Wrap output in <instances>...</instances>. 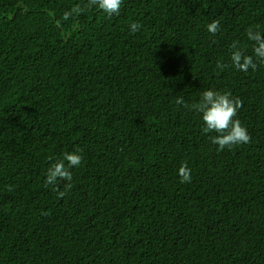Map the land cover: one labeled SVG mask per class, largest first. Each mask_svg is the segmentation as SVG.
I'll use <instances>...</instances> for the list:
<instances>
[{
	"label": "trees",
	"instance_id": "16d2710c",
	"mask_svg": "<svg viewBox=\"0 0 264 264\" xmlns=\"http://www.w3.org/2000/svg\"><path fill=\"white\" fill-rule=\"evenodd\" d=\"M87 3L0 0V264H264V64L230 60L264 0ZM208 89L243 102L249 143L217 151L175 103ZM81 149L58 198L46 171Z\"/></svg>",
	"mask_w": 264,
	"mask_h": 264
},
{
	"label": "clouds",
	"instance_id": "9594fccd",
	"mask_svg": "<svg viewBox=\"0 0 264 264\" xmlns=\"http://www.w3.org/2000/svg\"><path fill=\"white\" fill-rule=\"evenodd\" d=\"M123 0H88L87 7H97L106 16H118L120 14ZM83 9L76 5L71 12H65L63 20H67L71 13L79 14ZM130 30L135 33L140 30L141 25L137 22L130 24ZM207 31L215 35L220 28L219 20H212L206 25ZM246 37L252 43V54H248L245 47L238 42H233L231 47V66L241 72H247L249 69L255 70L257 64H264V32L249 28L246 30ZM217 68L223 70L225 65L218 62ZM175 103L184 107H190L191 110L200 114L203 122L202 131L205 133H216L210 136L212 144L217 146V151H223L225 148H231L240 144H247L251 141L247 128L237 119L238 110L243 102L238 97H233L230 92H221L213 89L203 91L197 103L188 105L183 98H176ZM79 151L66 152L61 159L51 163L46 171L45 186H57L58 181H64V190L57 191L58 198H63L72 188L71 169L80 166L82 156ZM177 174L181 183H190L192 180L191 169L186 163H181ZM8 191H12V186H8Z\"/></svg>",
	"mask_w": 264,
	"mask_h": 264
}]
</instances>
